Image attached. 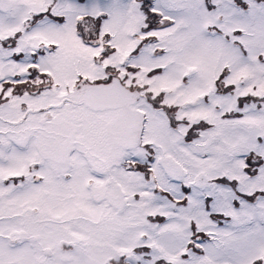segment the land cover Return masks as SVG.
Here are the masks:
<instances>
[{
    "label": "snow or ice",
    "instance_id": "6c2138e0",
    "mask_svg": "<svg viewBox=\"0 0 264 264\" xmlns=\"http://www.w3.org/2000/svg\"><path fill=\"white\" fill-rule=\"evenodd\" d=\"M0 264H264V0H0Z\"/></svg>",
    "mask_w": 264,
    "mask_h": 264
}]
</instances>
